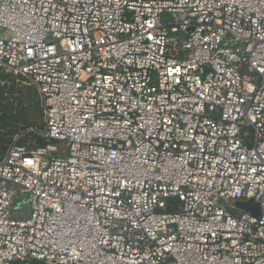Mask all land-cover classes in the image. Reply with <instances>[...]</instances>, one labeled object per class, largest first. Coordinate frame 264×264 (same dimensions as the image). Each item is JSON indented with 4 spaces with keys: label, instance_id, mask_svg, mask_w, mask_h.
Segmentation results:
<instances>
[{
    "label": "built area",
    "instance_id": "obj_1",
    "mask_svg": "<svg viewBox=\"0 0 264 264\" xmlns=\"http://www.w3.org/2000/svg\"><path fill=\"white\" fill-rule=\"evenodd\" d=\"M0 72V264H264V0H0Z\"/></svg>",
    "mask_w": 264,
    "mask_h": 264
},
{
    "label": "rangeland",
    "instance_id": "obj_2",
    "mask_svg": "<svg viewBox=\"0 0 264 264\" xmlns=\"http://www.w3.org/2000/svg\"><path fill=\"white\" fill-rule=\"evenodd\" d=\"M242 72L253 76L248 65H244ZM0 159L5 155L8 147L14 142L26 144L34 142L41 144L34 130L40 129L44 123V113L39 96L32 87L21 84L11 75L0 72ZM33 145L34 143H30ZM240 208L253 211L255 215L260 212V205L252 200ZM28 206L22 208L27 215Z\"/></svg>",
    "mask_w": 264,
    "mask_h": 264
},
{
    "label": "trees",
    "instance_id": "obj_3",
    "mask_svg": "<svg viewBox=\"0 0 264 264\" xmlns=\"http://www.w3.org/2000/svg\"><path fill=\"white\" fill-rule=\"evenodd\" d=\"M3 76L0 75V79L2 78ZM40 145H44V142L40 140ZM12 264H26V263H23V262H15V263H12ZM29 264H44L43 262H32V263H29Z\"/></svg>",
    "mask_w": 264,
    "mask_h": 264
},
{
    "label": "water",
    "instance_id": "obj_4",
    "mask_svg": "<svg viewBox=\"0 0 264 264\" xmlns=\"http://www.w3.org/2000/svg\"><path fill=\"white\" fill-rule=\"evenodd\" d=\"M252 201V200H251ZM250 202V201H249ZM249 202H247V203H249ZM244 204H246V203H238L237 205H244ZM239 207V206H238ZM240 208V207H239ZM240 209H242V210H247V209H244V208H240ZM247 211H249V210H247ZM249 212H251L254 216H259L260 215V212H259V214L258 215H255L254 213H253V211H249Z\"/></svg>",
    "mask_w": 264,
    "mask_h": 264
}]
</instances>
